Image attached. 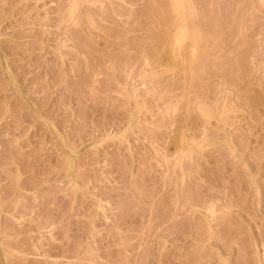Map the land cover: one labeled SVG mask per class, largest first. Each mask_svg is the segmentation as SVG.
<instances>
[{
	"label": "rangeland",
	"instance_id": "1",
	"mask_svg": "<svg viewBox=\"0 0 264 264\" xmlns=\"http://www.w3.org/2000/svg\"><path fill=\"white\" fill-rule=\"evenodd\" d=\"M0 264H264V0H0Z\"/></svg>",
	"mask_w": 264,
	"mask_h": 264
}]
</instances>
